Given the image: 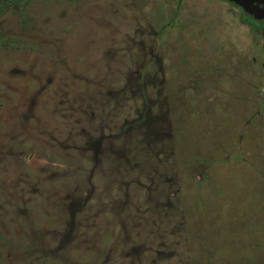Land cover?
I'll return each mask as SVG.
<instances>
[{"label": "rangeland", "instance_id": "rangeland-1", "mask_svg": "<svg viewBox=\"0 0 264 264\" xmlns=\"http://www.w3.org/2000/svg\"><path fill=\"white\" fill-rule=\"evenodd\" d=\"M0 264H264V26L0 0Z\"/></svg>", "mask_w": 264, "mask_h": 264}, {"label": "flooded vegetation", "instance_id": "flooded-vegetation-1", "mask_svg": "<svg viewBox=\"0 0 264 264\" xmlns=\"http://www.w3.org/2000/svg\"><path fill=\"white\" fill-rule=\"evenodd\" d=\"M241 10L247 24L264 26V19L259 17L264 12V0H222Z\"/></svg>", "mask_w": 264, "mask_h": 264}, {"label": "water", "instance_id": "water-1", "mask_svg": "<svg viewBox=\"0 0 264 264\" xmlns=\"http://www.w3.org/2000/svg\"><path fill=\"white\" fill-rule=\"evenodd\" d=\"M259 17L264 19V12L260 13Z\"/></svg>", "mask_w": 264, "mask_h": 264}]
</instances>
